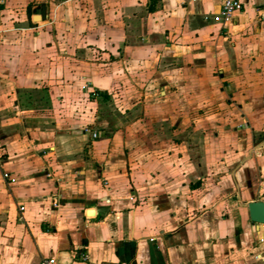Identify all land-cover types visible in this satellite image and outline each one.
<instances>
[{"label":"crops","instance_id":"0c3cea01","mask_svg":"<svg viewBox=\"0 0 264 264\" xmlns=\"http://www.w3.org/2000/svg\"><path fill=\"white\" fill-rule=\"evenodd\" d=\"M243 3L223 24L219 0H0V264H264V0ZM83 86L96 111L59 115Z\"/></svg>","mask_w":264,"mask_h":264},{"label":"rangeland","instance_id":"374dc122","mask_svg":"<svg viewBox=\"0 0 264 264\" xmlns=\"http://www.w3.org/2000/svg\"><path fill=\"white\" fill-rule=\"evenodd\" d=\"M34 94V95H33ZM89 94V93H88ZM88 94L86 92L82 93L80 87H78L76 89V91L72 94H70V96H67L65 98V96L58 94H55V98L54 101L57 103V108L56 111L57 113H59V115L64 114V111L68 112V105H70L72 107V114L73 117L76 119L77 117L80 119L81 117V107L86 106V104H88V108H89V112H95V108L96 105H92V103H96V99L94 97H88ZM33 95V96H32ZM27 98L26 100L31 103V101L35 98H37V96L35 95V93H28L26 94ZM93 106V108H92ZM87 107V106H86ZM91 125H89L88 123H84L83 126L79 127V131L82 128H89ZM87 130V129H85ZM88 136V135H87Z\"/></svg>","mask_w":264,"mask_h":264},{"label":"built area","instance_id":"2783aa9c","mask_svg":"<svg viewBox=\"0 0 264 264\" xmlns=\"http://www.w3.org/2000/svg\"><path fill=\"white\" fill-rule=\"evenodd\" d=\"M196 1V0H194ZM220 1V10L219 14L216 17V20L222 22L223 24H228L232 17L240 12L244 5V0H219ZM260 20L264 21V12L260 11L259 14ZM83 92L91 93L93 95L96 94L95 90L90 89L88 86H83ZM97 133L93 132L92 137L97 138ZM23 210V208L21 209ZM40 264H56L55 260L52 258H44L41 260Z\"/></svg>","mask_w":264,"mask_h":264},{"label":"water","instance_id":"95a60500","mask_svg":"<svg viewBox=\"0 0 264 264\" xmlns=\"http://www.w3.org/2000/svg\"><path fill=\"white\" fill-rule=\"evenodd\" d=\"M41 18L45 19V7L42 8ZM250 220L254 224H264V203L252 202L248 205Z\"/></svg>","mask_w":264,"mask_h":264},{"label":"trees","instance_id":"16d2710c","mask_svg":"<svg viewBox=\"0 0 264 264\" xmlns=\"http://www.w3.org/2000/svg\"><path fill=\"white\" fill-rule=\"evenodd\" d=\"M158 0H150L149 10L152 11Z\"/></svg>","mask_w":264,"mask_h":264}]
</instances>
